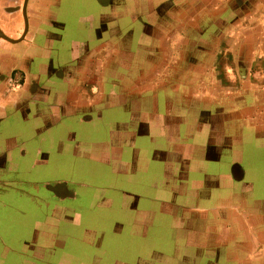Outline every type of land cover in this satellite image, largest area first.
<instances>
[{
  "label": "crops",
  "instance_id": "obj_1",
  "mask_svg": "<svg viewBox=\"0 0 264 264\" xmlns=\"http://www.w3.org/2000/svg\"><path fill=\"white\" fill-rule=\"evenodd\" d=\"M22 1L0 0V32L14 40L0 38V154L4 172L14 165L20 176L11 196L38 204L52 199L56 209L45 220L76 224L86 213L71 208L74 191L62 184L44 186L34 177L43 168L37 164L47 163L44 141L59 152L71 145V154L126 180L135 168L128 167L129 156L118 143L147 141L150 148L154 141L144 166L151 171L143 168L140 184L155 192L135 194L120 184L118 198L100 193L97 199L94 190L88 204L118 207L130 196L149 201L146 215L161 213L165 222L143 219V235L157 226L163 247L143 254L134 250L132 256L117 248L109 264H151L153 256L159 264H264V207L248 203L250 168L243 155H232L235 148L246 150L247 136L264 139V0H25L24 6ZM70 26L80 34L68 37ZM237 29L239 36L231 40ZM241 29L255 30L258 37L248 42ZM248 45L254 51L244 52ZM232 68L242 80L252 77L253 102L244 100L242 86L227 82L232 76L226 70L233 75ZM17 76L20 83L8 87ZM72 124L106 126L108 136L87 130L76 135ZM137 156L145 154L134 146L131 162ZM57 178L66 182L65 176ZM101 180L95 189L106 187ZM0 186V191L10 187L7 180ZM226 186L227 194H216ZM39 191L46 192L45 199ZM82 228L103 238L102 231ZM163 231L169 233L165 238ZM0 241L5 251L14 250ZM95 257L108 264L103 255ZM49 263L69 264L65 258Z\"/></svg>",
  "mask_w": 264,
  "mask_h": 264
},
{
  "label": "rangeland",
  "instance_id": "obj_2",
  "mask_svg": "<svg viewBox=\"0 0 264 264\" xmlns=\"http://www.w3.org/2000/svg\"><path fill=\"white\" fill-rule=\"evenodd\" d=\"M250 2L252 4L258 1L250 0ZM63 3L65 5V1H63ZM234 16L235 14L232 15V17ZM228 17L229 14H225V20H227ZM68 20L70 21V24L73 25L72 23H74V17L68 15ZM231 32L234 31L231 30ZM79 34L80 33L78 32V30L76 33V30L73 28V26H70V29H67L66 32V35L68 37ZM241 34V38H246V40L251 43L254 42L255 37H258V33L256 34L255 30L241 29ZM234 35H236L237 37L239 36L238 29L233 35L231 33V40H235V38L233 37ZM245 44L246 43L244 42V47ZM235 48L238 49L237 44L235 45ZM235 48L234 50H236ZM245 51L248 53L250 51H254L253 46L251 49L250 45H248L247 50L244 49V52ZM231 71L233 75L229 70H226V74H230L232 76L231 78H228L227 82L239 87L242 86L243 92L244 90H246L244 100L248 103L253 102L255 100V96L251 94V91L249 89L250 84L253 80L252 77L247 75L245 79L242 80L240 70L238 68L235 70L232 68ZM20 81V77L17 76L15 78H12L11 82H7V85L8 87H13V85L20 83ZM232 92L234 93V95H239L241 93L236 89H232ZM9 119H11V124L12 126H14L16 117ZM70 126L73 127L70 131H76V135L79 134V130H87V132L93 133L95 135L97 133V135L101 136L102 133V135H105L106 138L108 136V129L106 128V126L99 127L100 129H98V127L97 129H95L96 126L94 125H89L86 128L84 125H81V127H77L75 124H72ZM31 127L32 125L29 124L28 129ZM13 130L15 129L13 128ZM76 138L79 137L77 136ZM44 142L46 143L44 149L49 150L47 163L37 164L38 166H42L43 168L37 169V173L34 177H39L41 181H44V186H47L48 184L50 187L56 185H58L59 187V184H62L61 187H66L72 192L74 191L76 198L75 202H73V207L71 206V208L77 210L80 207L86 214L82 217V220L76 221V224H73V221L67 222L66 220L65 222L60 221L57 226L55 223H50L45 220V218H49L52 211L56 209L55 201H53L52 199H47V201H40V204H38V202L33 201L31 197L30 199H26L27 197L23 198L21 196L15 197L11 196L9 190L3 191V193L0 195V239H5L9 245L14 247V250L10 251L9 249H7L5 251L0 241V258L2 259L1 264H23V261L21 260L23 259V257H27V261L29 262L28 263L25 261L24 264H50L49 262L54 259L63 261L64 258L65 262L69 264H101V262L97 260V257H95L94 260V256L100 255H103L104 258L106 257V261L109 264V261L111 262V260L114 258V251L117 248H127L129 250L130 256H132L134 255V250L143 254V251L147 252L148 248L156 247L157 249H160V247H163L164 243L159 235L160 228H158L157 226H151L147 228L146 233H144L145 235H143V230L141 228V222L143 219H150V221L152 220V223L155 220L157 224L159 223L158 221L161 220L165 222L164 216L161 213L160 215L158 212H152V216L146 215L145 210L151 209L149 201L143 199H139V201L133 200L130 196L125 201L119 202L118 207L116 206V204H114L112 207L100 206L99 209H95V206H89L88 204V200L90 199V197H92L91 193L94 190H96L98 193H96L97 199H99V197L102 198V196H100V193H103V195L106 197L116 196L118 198L122 189L128 192H134L135 194H144L146 192L154 191V189L148 187L146 188L145 186L140 184L142 178L141 173L144 172V170L151 171V168L147 163L146 168H144V166L145 160H149L153 150L156 148L154 141H150V148L146 146L147 141H135L134 146L137 147L139 152L143 151L145 156H137L134 163L130 160L132 155V148L134 146L129 145L128 140L126 139L118 143V146L124 147V157H127V155L129 156L128 162L130 164L128 167L132 169L135 168L136 170L135 171L133 169V173H130L127 180L125 177L123 178L121 176H115L111 178L108 173H106L100 166H96L94 162H88L89 160L87 161L82 157L71 154V145L69 147L67 144V148L59 152L57 150V145H52V142L49 141ZM162 143V141L157 142L158 147H161ZM114 147L116 146L114 145ZM126 147H130V149ZM144 147L146 148V150H144ZM244 148L246 150H242V148H235L232 155L233 157H240L241 155H243L242 158L245 160L246 165L250 168V170H247V174L252 183V189L249 190L248 193V203L251 204L258 202L257 204H259L261 207H264V139H254L253 136H247V142ZM39 156L40 155H38V157ZM34 158L35 157H33L32 159ZM46 164H48L47 166L51 170L44 169ZM70 165L72 170L75 169L73 172L64 173L61 170L60 172H57L59 167L67 169V167ZM25 176L27 175L25 174ZM28 176L30 177L29 174ZM63 176L66 177V182H57V177ZM100 178H102L101 181L105 183L103 184V186L106 185V187L95 189L94 186L98 185L97 183H99ZM120 184L124 187L122 189H116V186H120ZM111 185L114 187L113 190L111 189ZM107 187L109 189H107ZM52 190L54 189L52 188ZM30 191L34 192L35 190L31 189ZM228 191L229 189L226 186L224 189H217L216 194H227ZM39 193L40 196L45 199L46 192L39 191ZM242 196L244 195L242 194ZM133 204H135V206H132ZM202 205L206 206L205 204H200V207H202ZM130 206L134 209H130ZM93 208L95 210L91 213L90 211ZM116 208H118V211L116 210ZM133 210L136 211L133 220H131L129 218L132 217L131 214L133 213ZM116 221L118 222V231H120H117V234L116 232H112L114 231ZM82 226V229L88 226L90 228H94L95 230H97V232L102 231L104 234L103 238L101 240H98V238L93 235L92 230H90V233L82 232ZM47 232L50 234L49 237L51 238L52 248L50 244L48 247H46V245L44 244L48 242L46 235ZM166 235H169V233L167 231H163L164 238ZM172 235L174 236L175 234L172 233ZM52 236H57V238L53 239ZM97 236H99V233ZM55 240L59 241H56L57 243H55ZM41 242L44 244L43 247H41ZM91 243L93 245L97 244V246L89 245ZM49 248L51 249L49 250ZM46 250H48V252H46ZM14 252H17V254H19V257ZM147 260L149 259L147 258ZM149 262L151 264H159L158 256H153L152 260H149Z\"/></svg>",
  "mask_w": 264,
  "mask_h": 264
},
{
  "label": "flooded vegetation",
  "instance_id": "obj_3",
  "mask_svg": "<svg viewBox=\"0 0 264 264\" xmlns=\"http://www.w3.org/2000/svg\"><path fill=\"white\" fill-rule=\"evenodd\" d=\"M22 4L23 5L25 4V0L22 1ZM21 10H22V5H21ZM2 160H3V157H2V154H0V185L3 184L4 180H7V183L10 186L7 189L9 191H11V192H15L16 191V194H17L18 189L16 188V186L20 184V181H19L20 180V178H19L20 176L18 174V171L16 170V166L12 165V167H10L7 170L8 173H5L4 169H3ZM15 171H17V172H15ZM2 187L4 188V186H2ZM2 192L3 191L1 190L0 194H2Z\"/></svg>",
  "mask_w": 264,
  "mask_h": 264
},
{
  "label": "water",
  "instance_id": "obj_4",
  "mask_svg": "<svg viewBox=\"0 0 264 264\" xmlns=\"http://www.w3.org/2000/svg\"><path fill=\"white\" fill-rule=\"evenodd\" d=\"M24 6V5H23ZM0 38H3V39H5V40H8V41H14V40H12V39H10V38H8L7 36H5L4 34H2L1 32H0Z\"/></svg>",
  "mask_w": 264,
  "mask_h": 264
}]
</instances>
